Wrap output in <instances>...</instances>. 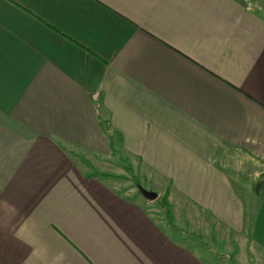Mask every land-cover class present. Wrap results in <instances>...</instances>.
Returning <instances> with one entry per match:
<instances>
[{
  "label": "crops",
  "instance_id": "crops-1",
  "mask_svg": "<svg viewBox=\"0 0 264 264\" xmlns=\"http://www.w3.org/2000/svg\"><path fill=\"white\" fill-rule=\"evenodd\" d=\"M257 2L0 0V264L213 263L175 213L79 165L110 154L108 133L173 210L264 264Z\"/></svg>",
  "mask_w": 264,
  "mask_h": 264
},
{
  "label": "rangeland",
  "instance_id": "rangeland-1",
  "mask_svg": "<svg viewBox=\"0 0 264 264\" xmlns=\"http://www.w3.org/2000/svg\"><path fill=\"white\" fill-rule=\"evenodd\" d=\"M257 3L260 7L258 4L251 5L258 8V10L264 14V0H258ZM113 144L114 147L111 149L110 154L105 157H99L97 160L84 153L81 154L80 152H75L74 156L79 165L86 171L101 178L108 176V178L115 183V187L118 188L121 193L130 194L129 197L132 199L146 201L149 210L156 216V218L166 220L168 217L169 219L171 217V223L174 225L175 213L177 217V221H175L176 224H181L180 226L183 230L190 232L191 234L188 233L189 235L199 239V252L202 253L206 260L213 262L212 264L249 263L246 256L251 255L249 252L252 250L251 248H248L250 249L249 251L246 248L244 252L242 242L239 243L234 237L228 235L225 228L214 225L212 219L208 217L207 214H201L202 216L199 214V216L193 209H189L190 213L189 210L187 212L180 200L174 203L175 209L173 210L170 205L171 200L168 196V192L164 191L159 185L154 183L152 179L144 176V172H142L140 167L135 164L136 162L133 163L131 159L120 150V146L116 142V139H114ZM109 184L113 183L109 182ZM138 185L148 191L155 192L158 195L157 199L149 201L143 198L138 191ZM195 223L197 224L196 226ZM251 264H253V260Z\"/></svg>",
  "mask_w": 264,
  "mask_h": 264
},
{
  "label": "water",
  "instance_id": "water-1",
  "mask_svg": "<svg viewBox=\"0 0 264 264\" xmlns=\"http://www.w3.org/2000/svg\"><path fill=\"white\" fill-rule=\"evenodd\" d=\"M138 191L145 199L149 201H154L158 197V195L155 192L148 191L140 185H138Z\"/></svg>",
  "mask_w": 264,
  "mask_h": 264
},
{
  "label": "trees",
  "instance_id": "trees-1",
  "mask_svg": "<svg viewBox=\"0 0 264 264\" xmlns=\"http://www.w3.org/2000/svg\"><path fill=\"white\" fill-rule=\"evenodd\" d=\"M108 136H109L110 144H111L110 147H111V149H113V147H114L113 140L111 139V135H109V133H108ZM260 185H262L261 182H258V183L255 185V191L258 190V188H259ZM167 212H168V211H167ZM168 216H169V215H168ZM170 219H171V217H170ZM170 219H169V217H168V219H166V220H167L170 224H172Z\"/></svg>",
  "mask_w": 264,
  "mask_h": 264
}]
</instances>
